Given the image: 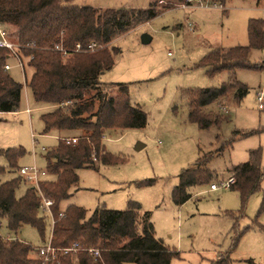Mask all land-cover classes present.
<instances>
[{
    "label": "rangeland",
    "instance_id": "1",
    "mask_svg": "<svg viewBox=\"0 0 264 264\" xmlns=\"http://www.w3.org/2000/svg\"><path fill=\"white\" fill-rule=\"evenodd\" d=\"M149 2L72 0L75 5L96 8H147ZM156 4L159 12L154 18L113 40L111 45L119 51L111 68L99 75L101 82L127 85L128 100L144 111L145 124L138 129L117 128L105 133L104 150L115 160L107 164L97 161L96 168L77 169V183L70 187V196L60 202V212L74 204L85 208L89 215L96 207L123 210L128 201H136L143 210L150 211L155 236L178 250L179 257H173L170 264H214L225 253L228 264H264V178L244 207L236 190L220 187L212 191L207 182L187 187L190 198L181 205L172 198L181 171L223 143L222 152L207 164L213 183L225 180L231 166L247 160L250 149L260 148V166L264 169V108L258 109L255 98L257 92L263 91L264 103V67L235 71L234 78L248 88L238 103H214L208 107L214 112L220 108L226 116L219 128L200 129L190 121L183 96L186 89L218 87L228 80L227 71L209 76L199 62L213 49L247 44V21H264V0H226L223 6L201 7H182L175 0H158ZM142 33L151 37L148 43L141 42ZM101 48L95 45L89 52ZM21 60L24 70L12 56L8 61V73L23 87L18 109L0 113V148L22 147L25 152L18 166H34L45 172L40 180H53L55 176L46 172L44 154L70 133H43L40 116L53 106L33 100L26 85L32 69L25 58ZM250 60L261 64L264 48L253 50ZM234 130L256 132L240 136L233 135ZM231 139L234 140L227 144ZM138 144L143 146L137 148ZM0 165H7L3 156ZM15 174H0V182ZM33 184L34 181H22L17 196ZM42 209L43 237L30 225L14 232L6 223L0 227L1 235L26 241L35 248L45 245L52 220L45 207ZM240 232L243 234L234 246L233 239Z\"/></svg>",
    "mask_w": 264,
    "mask_h": 264
},
{
    "label": "trees",
    "instance_id": "2",
    "mask_svg": "<svg viewBox=\"0 0 264 264\" xmlns=\"http://www.w3.org/2000/svg\"><path fill=\"white\" fill-rule=\"evenodd\" d=\"M157 1L147 8H96L75 5L72 0H0V25L18 44L19 55L32 69L26 82L32 98L36 103L53 106L40 116L43 133L74 132L73 136L59 138L57 145L44 154L46 172L55 179L39 180L20 196L16 190L25 180L15 173L19 169L18 159L25 151L20 146L0 148V156L7 162L6 166L0 165V174L12 171L16 175L0 182V227L6 223L8 230L16 232L23 225H30L43 237L42 200L46 198L52 202L54 219L51 245L57 250L74 242L79 246L73 256L57 252L45 262L33 254L35 247L30 243L3 237L0 233V264H170L173 257H179L178 250L155 236L150 211L143 210L136 201H128L123 210L96 207L89 215L85 208L74 204L67 205L62 212L59 208L60 202L70 196V187L77 183V169L96 168L97 161L107 164L115 160L104 150L102 142L106 132L117 128L138 129L145 124L144 111L128 100L127 85L101 82L99 75L111 68L119 51L111 45L113 40L154 18L159 12ZM225 1L211 0V3L223 6ZM175 2L180 4L183 0ZM247 36V44L213 49L199 62L207 68L209 76L227 71L228 80L218 87L183 92L189 107L188 119L200 129L219 128L226 119L220 108L215 112L208 109L211 104H236L247 93V86L234 78L235 71L264 67V61L258 64L250 60L253 50L264 48V21L249 18ZM75 43L83 47L95 43L103 48L74 52ZM56 45L66 49V54L56 50ZM10 58V52L0 47V113L18 109L23 87L4 69ZM254 132L234 130L233 135L247 136ZM66 138H76V141L67 143ZM233 140L226 142L230 144ZM223 144L199 156L192 166L181 171L172 191L176 204L181 205L190 198L187 187L213 183L207 164L222 152ZM248 153L247 160L231 166L225 177L234 179L230 188L238 192L243 207L264 178L260 148L250 149ZM242 234H236L234 246ZM90 248L97 250L98 256L91 255ZM214 264H228L227 253Z\"/></svg>",
    "mask_w": 264,
    "mask_h": 264
},
{
    "label": "built area",
    "instance_id": "3",
    "mask_svg": "<svg viewBox=\"0 0 264 264\" xmlns=\"http://www.w3.org/2000/svg\"><path fill=\"white\" fill-rule=\"evenodd\" d=\"M180 6L182 7H201V6H220L215 3H211V0H183L182 3H180ZM0 47L6 48L11 56L17 61V65L23 69V63L21 60V56L18 53V44L11 39L8 32L0 25ZM95 47V43H89L85 47H83L80 43H75L73 47L74 52H82V51H91ZM56 50H59L62 52V54H66V49L56 45ZM11 68L9 63H6L4 65L5 70H9ZM256 101H257V107L258 109L264 108L263 103V91H259L256 93ZM76 138H66V142H75ZM44 171H40L39 169L35 168L34 166H20L18 169V174L25 180V181H34L36 185L38 181L40 180L39 177L41 175H44ZM234 179L232 177L225 179L219 183H212L210 184V190H217L218 188L222 187L225 189L230 188L231 184H233ZM51 200L43 198L42 200V208L45 207V212L48 213L51 216L52 224L54 222L52 212L50 209L51 206ZM43 210V209H42ZM62 213H59L61 215ZM52 227V225H51ZM79 249L78 243L74 242L68 246L62 247L59 250L55 249L51 245V239L49 238L48 242L41 246L37 247L34 251L37 255H39L45 262H47L50 258H54L58 253L60 254H75L76 251ZM89 253L93 256H98V251L89 249Z\"/></svg>",
    "mask_w": 264,
    "mask_h": 264
},
{
    "label": "water",
    "instance_id": "4",
    "mask_svg": "<svg viewBox=\"0 0 264 264\" xmlns=\"http://www.w3.org/2000/svg\"><path fill=\"white\" fill-rule=\"evenodd\" d=\"M140 40L142 43H148L151 40V37L147 33H142ZM142 146V144H138L137 148H141Z\"/></svg>",
    "mask_w": 264,
    "mask_h": 264
},
{
    "label": "crops",
    "instance_id": "5",
    "mask_svg": "<svg viewBox=\"0 0 264 264\" xmlns=\"http://www.w3.org/2000/svg\"><path fill=\"white\" fill-rule=\"evenodd\" d=\"M153 1H157V0H150L149 4H150L151 2H153ZM9 70H10V69H9ZM110 132H111V131H110ZM69 133H70V134H69L70 136H73V135H74V132H69ZM209 186H210V184H209ZM209 189H210V187H209ZM212 191H215V190H212ZM7 238H10V237H7ZM36 248H37V247H36ZM36 248H35V249H36ZM33 254H35V255L37 256V254H36L35 251L33 252Z\"/></svg>",
    "mask_w": 264,
    "mask_h": 264
}]
</instances>
